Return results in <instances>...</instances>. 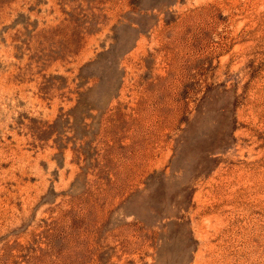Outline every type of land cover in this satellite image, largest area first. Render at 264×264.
Masks as SVG:
<instances>
[{
    "label": "rangeland",
    "instance_id": "rangeland-1",
    "mask_svg": "<svg viewBox=\"0 0 264 264\" xmlns=\"http://www.w3.org/2000/svg\"><path fill=\"white\" fill-rule=\"evenodd\" d=\"M0 264H264V0H0Z\"/></svg>",
    "mask_w": 264,
    "mask_h": 264
}]
</instances>
